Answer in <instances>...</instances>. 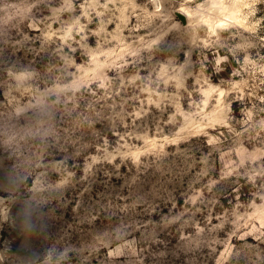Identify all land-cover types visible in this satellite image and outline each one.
Returning <instances> with one entry per match:
<instances>
[{
	"label": "rangeland",
	"instance_id": "1",
	"mask_svg": "<svg viewBox=\"0 0 264 264\" xmlns=\"http://www.w3.org/2000/svg\"><path fill=\"white\" fill-rule=\"evenodd\" d=\"M0 264H264V0H0Z\"/></svg>",
	"mask_w": 264,
	"mask_h": 264
},
{
	"label": "water",
	"instance_id": "2",
	"mask_svg": "<svg viewBox=\"0 0 264 264\" xmlns=\"http://www.w3.org/2000/svg\"><path fill=\"white\" fill-rule=\"evenodd\" d=\"M176 15L183 22V24H187V18H186V16L183 13L176 12Z\"/></svg>",
	"mask_w": 264,
	"mask_h": 264
},
{
	"label": "bare ground",
	"instance_id": "3",
	"mask_svg": "<svg viewBox=\"0 0 264 264\" xmlns=\"http://www.w3.org/2000/svg\"><path fill=\"white\" fill-rule=\"evenodd\" d=\"M213 1V0H212ZM220 7V6H219ZM223 9V8H222ZM183 14L187 17V21H190L191 20V18H192V13L191 12H189V11H187V12H183Z\"/></svg>",
	"mask_w": 264,
	"mask_h": 264
}]
</instances>
